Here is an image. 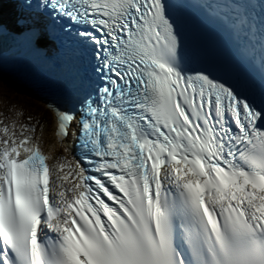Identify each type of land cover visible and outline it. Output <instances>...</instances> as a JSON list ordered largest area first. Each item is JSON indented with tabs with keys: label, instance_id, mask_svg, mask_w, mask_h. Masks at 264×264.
Masks as SVG:
<instances>
[{
	"label": "snow or ice",
	"instance_id": "snow-or-ice-1",
	"mask_svg": "<svg viewBox=\"0 0 264 264\" xmlns=\"http://www.w3.org/2000/svg\"><path fill=\"white\" fill-rule=\"evenodd\" d=\"M36 8L35 44L75 27L103 86L79 117L56 110L78 169L50 167L34 128L0 127V264H264V110L185 74L164 0Z\"/></svg>",
	"mask_w": 264,
	"mask_h": 264
},
{
	"label": "bare ground",
	"instance_id": "bare-ground-1",
	"mask_svg": "<svg viewBox=\"0 0 264 264\" xmlns=\"http://www.w3.org/2000/svg\"><path fill=\"white\" fill-rule=\"evenodd\" d=\"M228 6H230L228 3L227 4H223V6L220 8V11L218 10V13L220 12L222 15H225V13L227 12V8ZM217 11V10H216ZM37 46H39V44L37 43ZM41 49V48H40ZM85 51H87V49H85ZM0 95H2V93H0ZM22 97V96H21ZM24 98V99H23ZM18 105L22 108V109H26L27 111L31 112V113H35L38 114L39 113V107L36 106L31 100L22 97V98H17L16 99ZM38 103V102H36ZM39 105H43L42 103H38ZM41 112V111H40ZM42 113V112H41ZM55 121V119H54ZM49 128V126H48ZM50 146L46 148V145H42L43 147L46 148L48 154L50 155L51 159L53 158V154L55 153V151L59 148V144L57 145L56 143V137H55V132L53 131L52 133H50ZM43 144V143H42ZM64 147H67V141L64 142Z\"/></svg>",
	"mask_w": 264,
	"mask_h": 264
},
{
	"label": "rangeland",
	"instance_id": "rangeland-1",
	"mask_svg": "<svg viewBox=\"0 0 264 264\" xmlns=\"http://www.w3.org/2000/svg\"><path fill=\"white\" fill-rule=\"evenodd\" d=\"M0 86L6 87V86H7V84H4V85H0ZM32 101H33V100H32ZM33 102H35V101H33Z\"/></svg>",
	"mask_w": 264,
	"mask_h": 264
}]
</instances>
